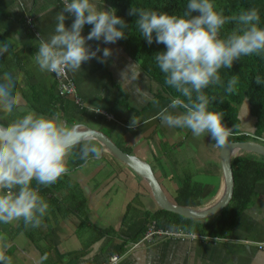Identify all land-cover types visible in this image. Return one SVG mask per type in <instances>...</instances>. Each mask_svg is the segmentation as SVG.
I'll use <instances>...</instances> for the list:
<instances>
[{"label":"crops","instance_id":"obj_1","mask_svg":"<svg viewBox=\"0 0 264 264\" xmlns=\"http://www.w3.org/2000/svg\"><path fill=\"white\" fill-rule=\"evenodd\" d=\"M62 8L63 0H0V44L9 46L0 55V82L5 72L16 78L17 101L12 114L0 111V125L7 126L29 111L45 117L59 115L69 127L99 131L125 153L147 163L171 203L177 205L178 190L189 178L209 191L198 196V206L191 209L214 205L224 191L221 148L213 145L210 135L195 137L190 130L162 124L158 113L170 102L155 98L160 87L118 42L87 41L93 51H101L81 70L68 71L79 102L58 97L54 76L39 69L35 54L39 39L54 34L55 17ZM104 8L109 9L105 4ZM27 16L39 37L28 30ZM65 16V26L70 27L74 16ZM82 35H88L85 29ZM104 48L111 50L107 58ZM250 122L244 131L252 130L251 118ZM94 142L101 157L69 172L64 187L48 197L53 202L43 218L49 219L50 229L41 226L31 241L18 231L20 221L0 224L12 264H107L114 255L122 257L117 264H264V249L258 248L264 244V183L256 185L253 205L237 218L226 239L155 236L142 241L148 227L142 214L160 209L150 186ZM157 227L183 232L163 219Z\"/></svg>","mask_w":264,"mask_h":264},{"label":"clouds","instance_id":"obj_2","mask_svg":"<svg viewBox=\"0 0 264 264\" xmlns=\"http://www.w3.org/2000/svg\"><path fill=\"white\" fill-rule=\"evenodd\" d=\"M65 13L74 16L70 27L65 26ZM129 15L138 16L137 28L149 45L155 34L156 43L165 46L166 51L156 54L154 60L166 85L180 94L159 111L162 124L190 130L195 137L210 135L216 148H224L236 125L227 127L224 113L210 110L214 98L210 100L205 90L223 86L220 72L231 69L234 61L264 55V27L259 26L258 10L226 16L213 0H188L182 15L133 7ZM55 20L54 34L39 39L35 63L42 72L57 76L77 72L84 62L96 58L101 49L93 51L87 41L116 43L125 38L128 27L116 9L105 10L104 0H63ZM229 23L236 26L222 38L221 30ZM85 25L92 26L86 37L82 35ZM8 48L0 44V55ZM110 55L111 50L104 48L103 57ZM238 83V76H232L225 91L234 93ZM256 83L260 84L259 77ZM15 87L16 78L5 72L0 82V111L12 114L17 107ZM81 127H69L59 115L45 117L30 111L7 126L0 125V224L22 220L26 228H39L50 210L39 186H50L67 175L68 159L77 148L82 161L101 157V149L90 134L81 133ZM9 247L6 236L0 234V264H12L6 255Z\"/></svg>","mask_w":264,"mask_h":264},{"label":"trees","instance_id":"obj_3","mask_svg":"<svg viewBox=\"0 0 264 264\" xmlns=\"http://www.w3.org/2000/svg\"><path fill=\"white\" fill-rule=\"evenodd\" d=\"M213 2L217 9L222 8L224 10L226 16L237 15L241 11L256 8L261 18L259 26L264 27V0H213ZM187 3L188 0H104V4L109 9H116V15L128 25L125 29V38L118 40V44L131 59L139 64L145 74L148 75V78L160 87L159 96L155 98H163L168 102H171L172 98L180 94L166 85L165 75L160 72L154 60L155 55L166 51V48L163 44L156 43L155 34L153 43L149 45L137 28L138 16L129 15V12L133 7L155 10L158 13H166L170 16L182 15ZM235 26L234 23L226 24L221 30V37H226ZM91 28V25L84 26L88 34ZM220 74L224 82L223 86H210L205 90V94L210 97V100L214 98L210 104V110L222 111L224 113L223 123L227 127L232 128L236 125L235 134L229 138V141H254L264 145L262 140L264 139V55L242 57L240 60L234 61L231 69H222ZM234 75L238 76L239 79L237 90L232 94H228L225 91L227 81ZM257 77L260 78V84L256 83ZM242 104L246 106L253 121L252 130L249 132L241 128L238 106ZM245 133H249V135L246 136ZM83 164H85V161L79 158L77 148L68 159L69 172L76 170ZM231 167L234 179L233 197L219 213L204 220H195L162 209L154 213L144 212L142 215L148 223L144 234L150 226L158 229L157 225L163 219L167 221L169 226L175 227L185 234H193L197 239H216L217 237H219L217 240L226 239L237 218L244 210L253 205L254 198H256V185L264 183V157L240 152L232 159ZM66 176H62L55 184L50 186H39L40 195L48 204L52 201L48 197L64 187L62 181ZM33 186H37L35 181H33ZM206 194H209V191L206 192L205 187L202 188L199 184H193L187 178L183 181L174 201L179 206L191 208L198 206L199 201H196L198 196ZM128 211L127 208V213ZM41 226L50 229L51 223L47 217L43 218ZM41 226L39 228H26L21 220L18 231L23 232L26 237L34 241L35 235L40 232V228H43Z\"/></svg>","mask_w":264,"mask_h":264},{"label":"water","instance_id":"obj_4","mask_svg":"<svg viewBox=\"0 0 264 264\" xmlns=\"http://www.w3.org/2000/svg\"><path fill=\"white\" fill-rule=\"evenodd\" d=\"M80 131L81 133L86 132L90 134L91 139L99 142L103 149L107 150L118 160H121V162L130 167L135 173L145 178L150 186L154 201L160 209L195 220H203L216 215L224 209L230 202V199H232L234 192V179L231 161L234 157L239 155L240 152L252 153L264 157V145L262 144L254 141H228L226 146L220 150V165L224 179V191L221 197L217 199L216 203L211 207L207 209L195 210L178 206L168 201L150 166L147 163L125 153L121 150V148L117 147L111 140H109L105 134L92 130L88 127H82L80 128Z\"/></svg>","mask_w":264,"mask_h":264},{"label":"built area","instance_id":"obj_5","mask_svg":"<svg viewBox=\"0 0 264 264\" xmlns=\"http://www.w3.org/2000/svg\"><path fill=\"white\" fill-rule=\"evenodd\" d=\"M26 25L28 27V30L33 32V34L36 37H39L34 25L32 24V19H30L28 16L25 18ZM54 76V80L56 81V89H57V95L60 98H65V97H74L76 99V103L79 102L76 86L72 80H70L68 76V71H65L61 75L57 76L54 73H51ZM244 135L248 136L249 133H245ZM264 141V139H262ZM163 235V236H168V237H177L181 238L182 240L187 238V237H196L193 234H185L183 232H175V233H169L166 231H162L160 229H156L154 226H150L146 233L144 234L142 241H149V237L153 235ZM138 244H135V246ZM259 249H264V244H258ZM120 256L114 255L109 258L107 264H116L117 259Z\"/></svg>","mask_w":264,"mask_h":264},{"label":"rangeland","instance_id":"obj_6","mask_svg":"<svg viewBox=\"0 0 264 264\" xmlns=\"http://www.w3.org/2000/svg\"><path fill=\"white\" fill-rule=\"evenodd\" d=\"M238 112H239L238 113L239 114V117L241 119V125H242L241 128H242V130H245L246 128L248 129L250 127V123L251 122H250V116L248 114V110H247L246 106L243 105V104L240 105V106H238ZM155 236H163V235H158V234L153 235V236L149 237L150 238L149 240L153 239ZM121 258L122 257H119L117 259V262H120L121 261ZM117 262H116V264H117Z\"/></svg>","mask_w":264,"mask_h":264}]
</instances>
